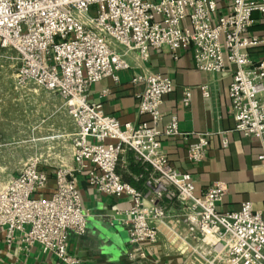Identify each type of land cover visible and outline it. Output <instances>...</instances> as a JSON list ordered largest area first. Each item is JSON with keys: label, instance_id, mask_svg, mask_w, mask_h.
Listing matches in <instances>:
<instances>
[{"label": "built area", "instance_id": "2783aa9c", "mask_svg": "<svg viewBox=\"0 0 264 264\" xmlns=\"http://www.w3.org/2000/svg\"><path fill=\"white\" fill-rule=\"evenodd\" d=\"M219 2L0 0V47L18 55L16 83L58 95L73 129L71 168L50 174L35 161L0 191V236L7 248L16 242L28 250L37 246L59 264H83L68 248L71 234H86L89 214L76 180L82 176L97 194L129 200L124 225L132 262L145 260V245L163 242L184 264H264V213L249 202L220 213L216 207L225 185L214 183L197 194L193 177L168 161L161 142L187 136L179 132L177 116L163 124L159 107L174 88L169 78L149 72L133 76L132 85L142 86L138 115L147 117L139 123L121 124L87 101L92 84L107 78L119 82L117 74L130 68L131 54L145 63L151 52L165 51L174 61L180 51L190 52L198 71L223 74L231 68L229 113L235 131L260 141L258 160L264 163V58L254 62L248 53L264 45V37L249 34L252 15L264 14V0H229L225 13ZM200 90L209 97L205 87ZM184 92L182 104L188 107L191 95ZM208 138L198 134L188 144L189 163L205 161ZM128 151L140 166L132 177L140 189L119 174Z\"/></svg>", "mask_w": 264, "mask_h": 264}, {"label": "crops", "instance_id": "0c3cea01", "mask_svg": "<svg viewBox=\"0 0 264 264\" xmlns=\"http://www.w3.org/2000/svg\"><path fill=\"white\" fill-rule=\"evenodd\" d=\"M228 5L229 0H220L222 13H225ZM252 20L254 24L249 34L263 38L264 14L254 13ZM248 53L254 62L259 61L264 58V45L251 48ZM148 59L144 63L136 54L129 55L127 60L130 68L117 74L119 82L115 83L107 78L92 84L86 93L88 103L99 105L106 115L116 117L121 124L146 121V116L138 115L136 96L142 91V86L132 85L133 76L149 72L169 78L174 88L170 95L163 98L159 107L164 114L163 124L168 122L170 115H175L179 132L187 134L186 137L177 136L161 142L170 164L175 170L193 177L197 194L214 183L224 184L226 195L216 207L220 213L237 211L246 202L251 204L252 210L264 213V163L258 160L261 144L256 138L243 137L235 131L234 119L229 113L228 88L233 75L231 68L228 67L223 74L198 71L190 52L185 51H180L178 60L175 61L165 51L151 52ZM202 87L207 89L208 98L203 96L200 90ZM186 90L191 95L188 107L182 104ZM261 98L264 100V93ZM17 103L16 96H0V134L9 133L7 130L9 131L10 125L9 128L1 129V120L4 124L5 120L12 118ZM46 108H52L54 112L49 114L50 117L48 113H43V119L56 127L54 130L58 132L67 120L63 112V100L42 103V109ZM47 124L45 122L46 126ZM202 133L209 135L205 161L191 164L186 159V148L194 142L196 135ZM223 139L227 142V147L223 146ZM122 162L124 164L119 169L121 179L140 189V184L132 179L140 173V166L134 161L133 154L126 152ZM76 180L82 208L89 217L84 236L70 235V255L82 260L83 264H184L181 255L169 251L163 242L154 246L145 245V260H128L130 247L124 223L125 212L130 206L129 200L125 197L97 194L87 186L82 176H77ZM51 189L52 185L49 186V191ZM181 232L184 234V229ZM0 264L59 263L54 256L41 254L37 246L28 250L16 242L7 248L1 235Z\"/></svg>", "mask_w": 264, "mask_h": 264}, {"label": "rangeland", "instance_id": "374dc122", "mask_svg": "<svg viewBox=\"0 0 264 264\" xmlns=\"http://www.w3.org/2000/svg\"><path fill=\"white\" fill-rule=\"evenodd\" d=\"M19 64L15 51L0 47V96H16L18 100L12 118L5 120L4 124L1 120V129L9 128V125L10 129L7 130L9 133L0 134V191L11 177L35 161L39 163L41 170H48L50 174L59 167L72 166L70 136L73 129L64 107L63 112L67 120L58 132L54 130L56 127H52L50 122L43 119V113H48L50 117L49 114L54 112V109H42V103L62 99L58 95L44 94L41 89L32 85L18 86L16 73ZM45 122L48 123L47 126ZM50 126L52 131L49 130Z\"/></svg>", "mask_w": 264, "mask_h": 264}]
</instances>
